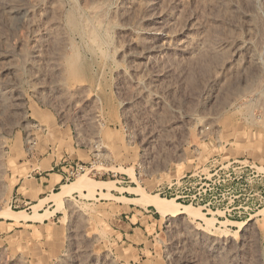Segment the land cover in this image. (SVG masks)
<instances>
[{
    "label": "rangeland",
    "instance_id": "374dc122",
    "mask_svg": "<svg viewBox=\"0 0 264 264\" xmlns=\"http://www.w3.org/2000/svg\"><path fill=\"white\" fill-rule=\"evenodd\" d=\"M0 264H264V0H0Z\"/></svg>",
    "mask_w": 264,
    "mask_h": 264
},
{
    "label": "bare ground",
    "instance_id": "6f19581e",
    "mask_svg": "<svg viewBox=\"0 0 264 264\" xmlns=\"http://www.w3.org/2000/svg\"><path fill=\"white\" fill-rule=\"evenodd\" d=\"M10 7H11V9L8 11L9 17L10 18H15V19H17V21H20L23 18L22 16L25 13L23 11H25V9L22 8L20 5L19 6L17 5V6H14V7L10 6ZM93 32H95V31H93ZM93 35H95V34L93 33ZM96 38H97V36H96ZM85 180H86V177L80 178L79 179V182H78L79 183V186L78 185L77 186L79 188L83 189V190H85V189L88 190V189H90L89 187H91V186H89V184ZM100 183L101 184H108V182H106V181H100ZM137 191L139 193H141L142 196L146 197V199H147L146 200L147 201L146 203H148V205H150V206H152L154 208V210L159 214V216H160L161 219H165V218H168V217H176V216H185L187 218H190L191 215H192V210H191L192 208L189 205L181 204L179 202L174 201L173 199H165V198L160 197V196H157V195H154V196H146V192L143 191L142 189H139ZM69 193H70V190H67L66 188H64L60 192L54 193V195H60V196L62 195L61 197H63L65 195H68ZM200 216L203 217V214H201Z\"/></svg>",
    "mask_w": 264,
    "mask_h": 264
},
{
    "label": "built area",
    "instance_id": "2783aa9c",
    "mask_svg": "<svg viewBox=\"0 0 264 264\" xmlns=\"http://www.w3.org/2000/svg\"><path fill=\"white\" fill-rule=\"evenodd\" d=\"M234 161H228L226 163V165H228L230 167L231 164H233ZM217 166V165H216ZM66 167V171H64L65 174V179L68 180L70 178L76 177L77 175H79L80 173L85 172L88 169L87 164L84 163H70L68 165H65ZM215 167V166H214ZM213 167V169H214ZM223 167V163H221L220 166H218L217 168L214 169V171L216 172L217 170H220ZM233 170V168H232ZM230 171V170H229ZM223 175L224 171H222ZM231 172H228V174H230ZM222 183L221 182H217V186L215 187H206V189H204V194H206V197H200L198 201L202 202V203H209L212 199V197H214L213 195L216 196L215 192L216 191H221V190H225V189H229L230 184L229 183H225V179L222 178ZM214 184V182H207L206 186ZM205 190H208V193H205ZM198 194L200 195V193L198 192Z\"/></svg>",
    "mask_w": 264,
    "mask_h": 264
},
{
    "label": "crops",
    "instance_id": "0c3cea01",
    "mask_svg": "<svg viewBox=\"0 0 264 264\" xmlns=\"http://www.w3.org/2000/svg\"><path fill=\"white\" fill-rule=\"evenodd\" d=\"M48 175H51V174H48ZM54 175H58V177H60V179L63 178V174L62 173H54ZM50 178L51 177H45V181H47V183H41L40 184V188L41 190L44 192L46 190H49L50 187H52L53 183L50 182Z\"/></svg>",
    "mask_w": 264,
    "mask_h": 264
}]
</instances>
